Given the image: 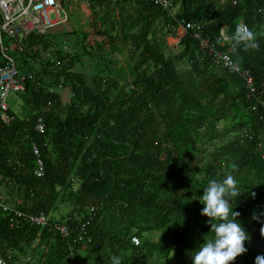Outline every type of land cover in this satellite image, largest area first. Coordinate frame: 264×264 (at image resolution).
<instances>
[{"label": "trees", "instance_id": "obj_1", "mask_svg": "<svg viewBox=\"0 0 264 264\" xmlns=\"http://www.w3.org/2000/svg\"><path fill=\"white\" fill-rule=\"evenodd\" d=\"M84 1L92 10L89 30L73 23L72 31L4 38L20 72L34 77L20 92L23 116L10 108L0 127L8 204L49 216L67 205L64 222L73 232L66 239L50 227L12 226L0 211V255L15 256L8 264H70L72 248L83 264H111L112 256L121 264H192L213 235L199 198L209 180L231 172L245 191L231 207L250 235L247 252L232 264H255L264 255V216L252 219L264 213V93L250 98L245 82L191 33L169 45L180 26L162 8L144 0ZM173 1L178 20L203 23L214 38L222 27L232 36L240 21L254 31L258 49L232 56L262 93L264 0ZM62 2L68 10L71 0ZM39 118L44 132L36 129ZM33 144L44 160L42 178Z\"/></svg>", "mask_w": 264, "mask_h": 264}, {"label": "built area", "instance_id": "obj_2", "mask_svg": "<svg viewBox=\"0 0 264 264\" xmlns=\"http://www.w3.org/2000/svg\"><path fill=\"white\" fill-rule=\"evenodd\" d=\"M158 6L168 12L170 16L175 18L179 26L183 28L186 33H191L193 38L199 43L200 47L209 52L214 57L216 64L221 66L232 74H237L241 80L245 82L248 89L250 98L257 99L259 95L258 86L252 73L239 65L232 56L231 41L225 37H231L226 27H222L219 36L214 38L207 30L206 26L200 22H192L185 20H178V7L173 0H144ZM0 10L3 15V22L0 25V48L3 58L6 60L4 65H0V127L2 122L8 123L10 118L8 116L10 106L7 103L9 93L23 92L27 81L32 80V74H23L17 67L15 59L9 54V48L4 42L5 36L17 38L22 40L25 36L32 32L39 34L48 33L55 25L65 23L68 19L67 9H65L59 0H0ZM53 10L57 15H62V20L52 21L49 18V12ZM239 23H244L240 21ZM246 24V23H244ZM247 25V24H246ZM248 26V25H247ZM249 27V26H248ZM235 31V30H234ZM223 34V35H222ZM222 40V43H217ZM224 49H219L218 45ZM230 60L232 63L228 64L226 61ZM255 109V108H254ZM36 129L39 132L45 131V123L42 118H39L36 124ZM33 154L36 157L35 174L38 178H42L45 174V164L41 155L40 148L32 145ZM6 183L4 175L0 174V211L9 213L11 216L12 226L18 224H29L39 227H50L52 230L59 231L63 238H70L73 230L65 222L51 221L49 215L45 212L37 214L23 212L21 210L13 209L8 204V198L3 185ZM94 211V208L91 209ZM85 230V225L82 227ZM90 242V238L88 239ZM132 242L134 245L139 246L141 243L140 238L133 237ZM71 255L73 262L70 264H83L74 254L71 248ZM15 256H2L0 255V264H8L15 261Z\"/></svg>", "mask_w": 264, "mask_h": 264}, {"label": "clouds", "instance_id": "obj_3", "mask_svg": "<svg viewBox=\"0 0 264 264\" xmlns=\"http://www.w3.org/2000/svg\"><path fill=\"white\" fill-rule=\"evenodd\" d=\"M225 39L231 41L233 54H237L241 48L248 51L259 47L256 34L244 23H238L232 36ZM217 43H222V40ZM226 63L232 62L228 60ZM244 192L231 172L222 180H209L199 201L204 205L201 215L208 218L206 223L213 235L203 239V243L196 248L191 256L192 264H232L238 256L247 252L245 242L250 240V235L237 219L241 214L231 207V200L240 198ZM249 195L255 198L256 193L250 192ZM261 216L264 213H254L252 219L261 222ZM260 235L264 237V223L260 228ZM111 264H121V258L112 256ZM255 264H264V255H257Z\"/></svg>", "mask_w": 264, "mask_h": 264}, {"label": "rangeland", "instance_id": "obj_4", "mask_svg": "<svg viewBox=\"0 0 264 264\" xmlns=\"http://www.w3.org/2000/svg\"><path fill=\"white\" fill-rule=\"evenodd\" d=\"M82 0H71L69 4V8L67 10L69 16V22L63 25L56 26L52 32L58 31H72L73 23L78 24V28L84 26L85 30L90 29L89 19L88 17L92 15V11L89 10V6L86 3H82ZM85 14V16H83ZM49 18L54 21L56 19L62 20V15H57L55 11L51 10L49 12ZM169 45L176 47L178 45L179 37H168L167 38ZM7 45L13 47L12 41H7ZM176 50V49H175ZM128 54H124L119 56L120 64L126 65ZM67 93H63V99L65 100L67 97ZM10 108H12L19 116H23L24 114V100L23 96L20 92L9 93V97L7 100ZM70 211L69 206L60 205V208L57 211H53L50 215V218L55 219L60 222H64L67 218V215ZM95 263V262H94Z\"/></svg>", "mask_w": 264, "mask_h": 264}, {"label": "crops", "instance_id": "obj_5", "mask_svg": "<svg viewBox=\"0 0 264 264\" xmlns=\"http://www.w3.org/2000/svg\"><path fill=\"white\" fill-rule=\"evenodd\" d=\"M59 1H60L61 5L66 9V7L64 6L62 0H59ZM82 3H86V4L89 6V10L92 11V10H91V6H90L89 3H87V2L84 1V0H83ZM56 20H58V19H56ZM56 20H55V21H56ZM68 22H69V19H68L65 23H60V24L55 25V26H54L49 32H52V30H53L56 26L66 24V23H68ZM186 34H187V33H186V31H185L183 28H181V27L178 28V30H177V37H179V41H178V43L181 41V39H182Z\"/></svg>", "mask_w": 264, "mask_h": 264}]
</instances>
